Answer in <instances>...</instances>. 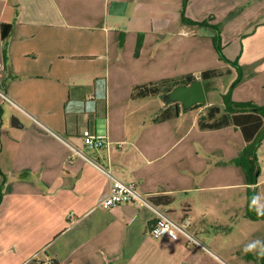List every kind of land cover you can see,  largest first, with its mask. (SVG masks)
Instances as JSON below:
<instances>
[{
    "label": "crops",
    "instance_id": "crops-1",
    "mask_svg": "<svg viewBox=\"0 0 264 264\" xmlns=\"http://www.w3.org/2000/svg\"><path fill=\"white\" fill-rule=\"evenodd\" d=\"M183 3L0 0V61L5 65L0 84L23 109L0 105V264H254L251 251H226L221 241L226 231H236L221 215L227 211L230 216L224 193L234 199L241 187L248 194L245 217L262 222L246 240L252 238L255 251L264 252V219L250 217L264 214V181L250 184L243 169L244 181L240 178L242 167L236 162L246 147L241 131L234 126L201 129L199 120L213 103L188 112L178 104V117L159 123L155 119L172 105L165 103V95L132 98L137 86L187 75L200 79L207 70L186 69L193 63L191 43L178 52L169 47L177 34L191 39L204 28L184 23ZM233 11L237 14L230 18ZM184 15L220 25L223 46L241 39L236 61L244 79L233 89V100L264 108V98L255 97V91L264 94V0H192ZM3 25L12 26L5 41ZM175 25L177 33H171ZM245 86L253 95L244 96ZM217 106L224 108V103ZM206 131L238 135L212 149L224 166H207L208 145L186 142ZM87 134L108 135L110 144L90 149ZM73 148L117 180L135 185L174 221L189 219L190 231L206 249L184 237L152 238L157 215L150 206L103 209L100 203L110 194L112 180ZM262 149L264 140L259 162ZM194 155L196 165L183 166ZM214 172L216 178L207 183ZM196 193L203 204L197 222L190 201ZM258 258L264 262V255Z\"/></svg>",
    "mask_w": 264,
    "mask_h": 264
},
{
    "label": "rangeland",
    "instance_id": "rangeland-1",
    "mask_svg": "<svg viewBox=\"0 0 264 264\" xmlns=\"http://www.w3.org/2000/svg\"><path fill=\"white\" fill-rule=\"evenodd\" d=\"M176 25L170 29L171 33H177L175 30ZM252 27V26H251ZM254 27L250 28L248 30V32H253L254 31ZM214 35H215V31L213 29H207V28H197L195 30V34L189 36L192 37L191 39L188 38H183V37H179V35L177 34L175 38H173L172 41H170L169 43V47L170 48H175V50L178 52L180 50H182L184 48V44L185 43H191V47L193 48V63L190 66V68H186L187 70H191L192 71H196L199 72L200 69H221L223 71H227L229 68L232 70L231 74H226L223 77H219L216 79H213L210 82H205V86L208 87V94L206 92V98H207V102L205 103V105H208V103H213L215 105H223V95L227 94L229 92L230 87L233 85V83L238 79L239 74H238V70L233 67L231 64L220 60L219 54L215 49L214 46ZM181 36V35H180ZM182 41L181 43H179V41ZM134 47V46H133ZM188 44H187V48H188ZM225 48L223 49V53L225 55V57L230 60V62H234L237 60V57L239 56V53L241 51V39H235L233 40V42H228L227 44H225L224 46ZM130 53L129 56V60L131 61V59L133 60V52L135 50H133V48H131V50L127 49ZM201 53V55H203V60L201 59H196V57H198L197 53ZM200 58V57H199ZM129 65V64H128ZM131 66V65H130ZM200 67V68H199ZM201 79V78H200ZM208 84V85H207ZM2 88L3 85L0 84ZM6 91V89H4ZM245 91L244 96L245 97H249V95H253L252 91H250L249 89H247V86L244 87L243 89ZM244 93V92H243ZM255 97H257L259 100L264 98V94L262 92H257L255 91ZM256 98V99H257ZM182 109V108H181ZM183 110V109H182ZM188 112V111H185ZM195 113L192 114V116L194 117ZM195 132H201L199 131L198 127L196 129H194ZM227 132V131H226ZM216 133L215 131H206L205 135H196L193 134L191 139L187 140L186 142H190L191 144L194 145L195 142H200L201 144H205L208 145L209 152V163L207 166H224L222 164H219L218 162V154L213 152L212 149H214L217 145H222V144H226L228 143L229 139H234V141L236 140V135L234 133H230L232 135H230L229 137V133ZM241 136V135H240ZM241 142L243 144V139L241 137ZM193 152H195V148H193ZM177 150V149H176ZM190 163L195 164L196 163V157L195 155L193 156V159H191L190 161L185 162V164L183 166H189ZM196 165V164H195ZM260 165L262 167V175L259 177L260 181H264V150L262 149V152L260 153ZM176 166H179L178 164ZM240 170V178L242 180V182L244 181V173L242 171V168L239 169ZM225 170L219 171V172H224ZM214 178H216V173L214 172L213 174L210 173L209 177H208V181L207 183H210L211 181H214ZM239 178V179H240ZM261 189H260V193H262L264 195V182L261 183ZM253 195L255 193V191H252ZM240 195L238 198L236 197V195ZM201 196L199 194H194L191 195V203L194 204V216H192V218L194 219V221H200L201 220V216L199 213H201V207H202V203H201ZM225 196V206H229V213L230 216H228L227 211L222 212L221 215L223 217V219L225 220L226 226L227 225H233V227H236V231L232 232L231 234H228V232H225V237L222 238V243L225 245L224 248L226 249V251H232V250H237L238 254L242 253L244 250H248L251 251V253L255 254L254 255V260L253 263L254 264H264V262H262L258 257L260 255H264V252L260 251V250H256L255 251V246L253 245L254 242L252 240V238L250 240H246V238L249 236V232H256L258 229L261 228L262 226V222H252L250 221L248 218H246V212H247V190L245 188H240L239 190L235 191V198L232 199V194H228L227 192L224 193ZM255 196V195H254ZM261 200V198H260ZM264 200L260 201V204H263ZM234 208V209H233ZM211 213V212H210ZM232 213H234L235 217L232 218ZM237 215L239 216V220H237ZM235 223H238L236 225H234ZM228 229V228H227ZM228 234V235H227ZM209 246V245H208ZM264 247V245H263ZM226 253H230V252H226ZM237 256V255H236Z\"/></svg>",
    "mask_w": 264,
    "mask_h": 264
},
{
    "label": "trees",
    "instance_id": "trees-1",
    "mask_svg": "<svg viewBox=\"0 0 264 264\" xmlns=\"http://www.w3.org/2000/svg\"><path fill=\"white\" fill-rule=\"evenodd\" d=\"M192 0H184L182 14L183 21L185 24L197 27H210L215 31L214 35V46L219 54L220 60L231 64L238 70L239 77L231 86L229 92L223 95L224 108L217 105L208 107L204 116L199 120V126L203 130H219L226 127L234 126L238 128L243 138L246 142V147L242 152L240 160L236 163L242 167L246 180L250 184H257L260 174L261 165L258 159V149L264 140V108L256 106L252 102H236L233 100L232 91L234 88L238 87L244 79L243 68L239 65L238 61L230 62L223 53V42H222V28L220 25H210L208 22H195L187 17H185V9ZM237 14V11L230 13V18ZM12 31L11 25L2 26V38L7 40L9 34ZM142 47V42L138 44V51ZM230 74V71H223L221 69H209L201 74V79L203 81H210L219 77ZM196 77L194 75H187L183 78L167 79L160 82H154L149 84L140 85L134 88L132 92L133 99H144L150 97H156L160 95H166L171 92L175 87L184 84L189 85ZM203 105L195 106L192 110H197L204 107ZM181 109L179 105L172 104L163 111V113L158 116L155 121L159 123H164L174 117H178ZM2 170L0 168V196L2 194ZM154 201V200H153ZM166 202L170 203V198L166 199ZM154 203H156L154 201ZM254 205V204H252ZM254 208V207H253ZM251 219H264V214L250 215Z\"/></svg>",
    "mask_w": 264,
    "mask_h": 264
},
{
    "label": "built area",
    "instance_id": "built-area-1",
    "mask_svg": "<svg viewBox=\"0 0 264 264\" xmlns=\"http://www.w3.org/2000/svg\"><path fill=\"white\" fill-rule=\"evenodd\" d=\"M5 69L4 62L0 61V79ZM0 105L8 106L23 112L20 105L4 90L0 85ZM52 133V132H51ZM57 138L58 135L55 134ZM60 139V138H59ZM85 143L90 149L100 150L109 146L108 135L102 134H87L85 137ZM77 155L82 156L88 162L98 167L101 171L109 175L112 180V186L110 194L101 201L100 206L103 209H110L120 204L133 203L140 206H150L157 215V221L154 226L150 229V236L156 240L161 238H178L184 237L187 242L192 245H197L203 249L206 247L200 242V240L190 231L191 221L185 219L179 223L174 221L166 212L153 206L147 199L146 196L140 193L135 185H127L123 182L114 178L105 168L101 167L100 164L92 161L89 157L85 156L78 149L73 148ZM41 264H58L55 261L48 260Z\"/></svg>",
    "mask_w": 264,
    "mask_h": 264
},
{
    "label": "water",
    "instance_id": "water-1",
    "mask_svg": "<svg viewBox=\"0 0 264 264\" xmlns=\"http://www.w3.org/2000/svg\"><path fill=\"white\" fill-rule=\"evenodd\" d=\"M167 104H181L184 111H190L195 106L206 103V92L201 79L194 80L189 85L181 84L164 96Z\"/></svg>",
    "mask_w": 264,
    "mask_h": 264
},
{
    "label": "clouds",
    "instance_id": "clouds-1",
    "mask_svg": "<svg viewBox=\"0 0 264 264\" xmlns=\"http://www.w3.org/2000/svg\"><path fill=\"white\" fill-rule=\"evenodd\" d=\"M254 203H255V198H254Z\"/></svg>",
    "mask_w": 264,
    "mask_h": 264
}]
</instances>
